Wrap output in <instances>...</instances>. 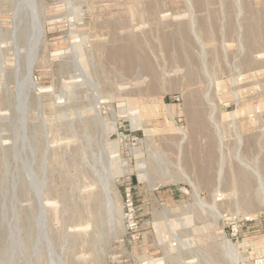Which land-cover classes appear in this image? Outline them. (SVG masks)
Returning <instances> with one entry per match:
<instances>
[{
  "label": "rangeland",
  "instance_id": "obj_1",
  "mask_svg": "<svg viewBox=\"0 0 264 264\" xmlns=\"http://www.w3.org/2000/svg\"><path fill=\"white\" fill-rule=\"evenodd\" d=\"M228 240L264 255V0H0V264H234Z\"/></svg>",
  "mask_w": 264,
  "mask_h": 264
},
{
  "label": "built area",
  "instance_id": "obj_2",
  "mask_svg": "<svg viewBox=\"0 0 264 264\" xmlns=\"http://www.w3.org/2000/svg\"><path fill=\"white\" fill-rule=\"evenodd\" d=\"M123 207H124V220L126 225V232L130 240L138 241L142 237L140 231V221L138 218L139 206L133 194L131 185L124 187L123 191ZM226 228L228 229L226 235L228 239L239 241L241 234L248 228L249 224L254 221L250 215L240 213H228L225 215ZM142 264H148L145 260ZM254 264H264V255L256 259Z\"/></svg>",
  "mask_w": 264,
  "mask_h": 264
},
{
  "label": "bare ground",
  "instance_id": "obj_3",
  "mask_svg": "<svg viewBox=\"0 0 264 264\" xmlns=\"http://www.w3.org/2000/svg\"><path fill=\"white\" fill-rule=\"evenodd\" d=\"M34 7V6H33ZM35 11V10H34ZM35 13V12H34ZM36 15V14H35ZM36 17V16H34ZM38 17V16H37ZM36 19V18H35ZM34 19V20H35ZM39 19V17H38ZM37 21V20H35ZM34 21V22H35ZM37 23V22H36ZM35 23V24H36ZM34 24V25H35ZM42 25V24H41ZM39 25V23L37 24V32L33 35V37L31 38L30 40V43H29V48H28V51H27V74H26V84L28 83L29 84H32V72H33V65H34V62L36 60V57H37V54H38V49H39V42H40V38H41V35L43 34V30H42V26ZM17 47V46H16ZM18 52V51H17ZM28 80V81H27ZM24 89V87H23ZM24 92H25V89H24ZM25 100V99H24ZM22 105L25 107L26 103L25 101H23ZM25 110V109H24ZM24 126V125H23ZM104 182V181H103ZM107 182V181H106ZM108 184V183H107ZM106 184V186H107ZM107 193L108 194V203L110 204V208L112 206V200H111V197H110V193H109V190H108V187H105ZM42 207V206H41ZM113 207V206H112ZM113 209L114 211V207L111 208ZM44 215V214H43ZM228 245L232 248L231 251H232V254H231V258H232V261L234 264H240V260L238 258V256L235 254V250H234V244L228 240Z\"/></svg>",
  "mask_w": 264,
  "mask_h": 264
}]
</instances>
